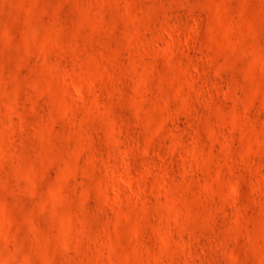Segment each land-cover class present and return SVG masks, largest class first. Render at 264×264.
I'll return each instance as SVG.
<instances>
[{
  "label": "rangeland",
  "instance_id": "obj_1",
  "mask_svg": "<svg viewBox=\"0 0 264 264\" xmlns=\"http://www.w3.org/2000/svg\"><path fill=\"white\" fill-rule=\"evenodd\" d=\"M0 264H264V0H0Z\"/></svg>",
  "mask_w": 264,
  "mask_h": 264
}]
</instances>
